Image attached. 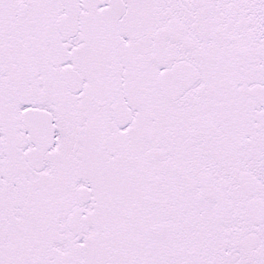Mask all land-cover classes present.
I'll return each mask as SVG.
<instances>
[{
	"label": "snow or ice",
	"instance_id": "obj_1",
	"mask_svg": "<svg viewBox=\"0 0 264 264\" xmlns=\"http://www.w3.org/2000/svg\"><path fill=\"white\" fill-rule=\"evenodd\" d=\"M0 264H264V0H0Z\"/></svg>",
	"mask_w": 264,
	"mask_h": 264
}]
</instances>
